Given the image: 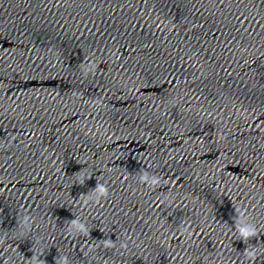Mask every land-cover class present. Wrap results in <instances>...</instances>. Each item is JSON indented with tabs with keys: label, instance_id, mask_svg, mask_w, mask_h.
Returning <instances> with one entry per match:
<instances>
[{
	"label": "water",
	"instance_id": "water-1",
	"mask_svg": "<svg viewBox=\"0 0 264 264\" xmlns=\"http://www.w3.org/2000/svg\"><path fill=\"white\" fill-rule=\"evenodd\" d=\"M65 256L264 264V0H0V264Z\"/></svg>",
	"mask_w": 264,
	"mask_h": 264
},
{
	"label": "clouds",
	"instance_id": "clouds-1",
	"mask_svg": "<svg viewBox=\"0 0 264 264\" xmlns=\"http://www.w3.org/2000/svg\"><path fill=\"white\" fill-rule=\"evenodd\" d=\"M88 69H85V74H87ZM140 181L141 183L147 182L151 186H158L161 183V179L155 175H150L147 171H144L140 175ZM83 183V181H81ZM166 183V182H165ZM96 193V198L99 200L100 197H106L108 194V189L104 185H97L94 189ZM87 203V201H85ZM239 211V210H238ZM28 218H24V223L27 224ZM236 232L239 234V239H242L245 244L248 243L250 238H253L257 235V229L256 226L252 223H249L246 221V219L243 218V213H241V218L237 219L235 223ZM70 231H75L78 233L88 234V229L85 226V224L81 223L79 219L72 220L70 224ZM183 232H188V228L184 227L182 229ZM188 235L191 236V232H188ZM105 247H112L114 246V242L111 239H107L104 241ZM125 245H122V247ZM245 254L251 258H254L256 255V252L251 247L245 249ZM33 264H44L43 261H39L37 257H33ZM58 264H68V258L62 257Z\"/></svg>",
	"mask_w": 264,
	"mask_h": 264
}]
</instances>
